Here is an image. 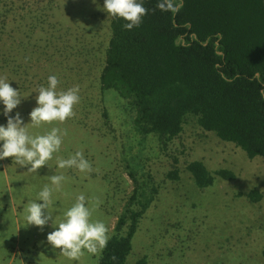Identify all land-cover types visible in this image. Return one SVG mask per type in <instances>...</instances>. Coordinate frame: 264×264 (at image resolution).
I'll list each match as a JSON object with an SVG mask.
<instances>
[{"label": "rangeland", "instance_id": "1", "mask_svg": "<svg viewBox=\"0 0 264 264\" xmlns=\"http://www.w3.org/2000/svg\"><path fill=\"white\" fill-rule=\"evenodd\" d=\"M27 2L31 9L23 16L25 26L14 37L20 58L16 66H24L18 73L27 77L22 78L25 82L19 91L21 104L10 115L19 112L24 123H29L38 89L47 86L50 75L59 80L58 92L78 85L80 101L74 106V116L64 122H45L40 127L29 123L33 135H42L52 127L67 133L60 151L47 165L33 172L12 157L0 160V264H97L103 248L72 261L53 249L46 237L81 194L92 209V219L103 221L110 236L116 216L132 191L123 159L138 148L141 139L129 122L117 121L120 110L110 108L112 125L105 126L104 104L96 87L104 40L89 39L95 31L102 34L107 28L108 14L103 9L104 0ZM42 8H52L53 12H43ZM29 17L32 28L26 27ZM4 70L0 77L14 86L18 77L9 76L7 67ZM109 94L110 98L115 95ZM6 122L0 112V124ZM150 137L156 140L154 135ZM155 140L146 147L145 142L140 145L145 155L141 153L137 159L147 158L157 149ZM76 151H82L91 163L90 173L57 167L58 159H67ZM193 161H201L210 172L231 171L235 179L215 177L212 186L198 189L186 170ZM145 167L159 186V194L139 223L126 264L143 258L147 264H264L263 158L249 160L241 149L189 124L180 139L170 142ZM173 168L178 170L175 181L167 177ZM57 174L67 179L61 190L53 193V220L43 228L27 226V204L37 200L44 185L51 186L49 177ZM254 190L262 193L261 201L249 200L248 194Z\"/></svg>", "mask_w": 264, "mask_h": 264}, {"label": "trees", "instance_id": "2", "mask_svg": "<svg viewBox=\"0 0 264 264\" xmlns=\"http://www.w3.org/2000/svg\"><path fill=\"white\" fill-rule=\"evenodd\" d=\"M142 2L148 11L138 27L128 30L127 21L108 14L107 28L89 37L90 42L104 40L96 87L105 126L112 125L110 108L120 110L117 121L129 122L141 139L123 159L132 191L97 264H126L139 223L159 194L145 166L180 139L185 126L234 145L249 160L264 159V0ZM30 9L27 0H0V76L7 67L9 76L18 77L12 87L19 91L27 76L18 73L24 66H16L20 58L14 37ZM28 20L26 27L32 28V18ZM32 37L30 30V41ZM152 139L157 149L137 159L145 155L140 145L145 142L146 147ZM186 170L198 189L212 186L215 177L235 179L228 170L210 172L201 161L188 163ZM167 177L178 180V170L173 168ZM248 198L259 202L262 193L251 191Z\"/></svg>", "mask_w": 264, "mask_h": 264}, {"label": "clouds", "instance_id": "3", "mask_svg": "<svg viewBox=\"0 0 264 264\" xmlns=\"http://www.w3.org/2000/svg\"><path fill=\"white\" fill-rule=\"evenodd\" d=\"M103 9L107 14L127 21L124 27L128 30L138 27L148 11L142 0H104ZM58 83L57 76L50 75L47 86L38 89L36 106L29 113V123L33 127H40L45 122H64L74 116V106L80 101L79 86L58 92ZM21 100L19 89L13 88L7 79L0 77V104L3 105L0 112L7 119L6 124H0V160L12 157L19 166H27L29 171L36 172L47 165L54 153L60 151L63 137L67 133L58 127H52L42 135L30 134L29 123H24L19 112L10 115L21 104ZM57 167L75 168L85 174L92 171V165L82 151H76L67 159H58ZM49 179L51 186L45 184L38 193L37 200L30 201L25 208L24 221L27 226L43 228L49 220H53V213L50 211L53 193L61 190L67 178L63 174H57ZM63 215V220L47 234L46 240L53 249H59L69 260L78 261L85 252L95 254L107 245L110 239L108 227L103 221L92 219V209L83 194L76 197Z\"/></svg>", "mask_w": 264, "mask_h": 264}]
</instances>
